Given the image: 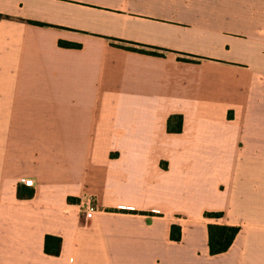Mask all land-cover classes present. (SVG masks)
Segmentation results:
<instances>
[{"label": "crops", "instance_id": "obj_1", "mask_svg": "<svg viewBox=\"0 0 264 264\" xmlns=\"http://www.w3.org/2000/svg\"><path fill=\"white\" fill-rule=\"evenodd\" d=\"M0 264H264V0H0Z\"/></svg>", "mask_w": 264, "mask_h": 264}, {"label": "trees", "instance_id": "obj_2", "mask_svg": "<svg viewBox=\"0 0 264 264\" xmlns=\"http://www.w3.org/2000/svg\"><path fill=\"white\" fill-rule=\"evenodd\" d=\"M32 24L39 25L38 23L31 22ZM113 46L124 49L130 52L155 56V57H163V51L157 47L140 45L131 42L120 41L117 44L112 43ZM59 47L68 48V49H79L81 46L79 44L68 43V42H60L58 43ZM180 61L188 62L187 59L178 58ZM181 116H175L168 120L167 130L169 132L179 133L181 131ZM19 197L23 195L18 192ZM205 217L209 218H218L221 216L220 213H205ZM239 231L238 227L235 226H225V225H208L207 226V234H208V248L209 254L211 256L218 255L226 252L233 240L235 239L237 233ZM170 237L172 240L178 241L180 237V231L177 227L172 226L170 230ZM61 240L52 236H45L44 241V250L48 254L57 255L59 253Z\"/></svg>", "mask_w": 264, "mask_h": 264}, {"label": "built area", "instance_id": "obj_3", "mask_svg": "<svg viewBox=\"0 0 264 264\" xmlns=\"http://www.w3.org/2000/svg\"><path fill=\"white\" fill-rule=\"evenodd\" d=\"M20 184H22L25 187H32V180L31 179H20ZM94 212L93 207L89 203H85L84 209H83V218L84 222L91 219L92 214Z\"/></svg>", "mask_w": 264, "mask_h": 264}]
</instances>
